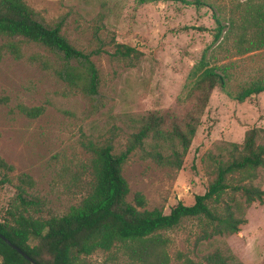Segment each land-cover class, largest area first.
<instances>
[{
    "label": "rangeland",
    "instance_id": "obj_1",
    "mask_svg": "<svg viewBox=\"0 0 264 264\" xmlns=\"http://www.w3.org/2000/svg\"><path fill=\"white\" fill-rule=\"evenodd\" d=\"M25 1L48 21L63 17V31L71 41L93 51L100 84L93 94L71 86L55 70L61 57L34 41L24 39L21 58L2 52L0 155L14 169L0 171L1 220L19 203V185L26 189V197L40 200L38 211L30 207L36 215L62 214L78 203L92 178L91 144L110 140L118 153L126 148L136 114L149 109L183 112L186 106L179 96L189 68L204 49L210 64L223 67L232 95L251 81L264 80V42L258 45L264 21L255 25L251 18L257 11L264 14V0ZM216 17L223 29L213 41ZM5 40L0 35V45ZM116 42L135 46L140 54L120 56ZM231 94L213 89L181 168L143 158L139 150L130 154L123 168L131 188L128 200L142 191L147 208L169 212L178 200L189 204L194 194L204 193L210 178V160H202L205 152L240 142L251 126L264 127V91L243 101ZM20 104L41 105L44 110L30 116ZM21 173L30 175L31 181L22 182ZM5 175L9 179L2 182ZM254 181L264 188V168ZM245 216L237 232L202 240L201 225L193 217L163 230L169 237L168 264H206L203 256L215 247L230 255L228 264H264V202H250ZM77 264L141 262L118 243L82 256Z\"/></svg>",
    "mask_w": 264,
    "mask_h": 264
},
{
    "label": "trees",
    "instance_id": "obj_2",
    "mask_svg": "<svg viewBox=\"0 0 264 264\" xmlns=\"http://www.w3.org/2000/svg\"><path fill=\"white\" fill-rule=\"evenodd\" d=\"M192 2L200 3V0ZM251 18L255 25H259L264 21V14L257 11ZM215 20L213 41L220 37L223 29L220 19L216 17ZM63 23V17L46 20L25 0H0V35L6 37L0 45V57L3 51H8L21 58L24 39L34 41L61 57V63L55 69L60 77L86 93H96L100 75L92 58L93 51L87 52L76 46L63 31ZM16 36L23 38L17 39ZM262 40L264 33L258 45L264 42ZM250 42V46H254V39L250 38ZM115 47L120 56L140 54L135 46L124 42H116ZM188 72L179 96L180 103L186 106L183 112L149 109L136 114L133 130L127 135L126 148L118 153L113 151L110 140L91 144L92 178L88 181L85 196L78 203L62 214L36 215L30 207L34 206L38 211L40 200L26 197L23 194L26 189L19 185V203L8 209L4 220L0 219L1 234L36 259L38 264H77L82 256L99 248L111 249L118 243H122L141 264H168L169 237L162 231L178 226L185 218L199 220L200 240L215 234L237 232L240 224L247 220L245 212L249 203L255 200L264 202V188L254 181L258 170L264 168L263 126L247 128L240 142L231 141L218 151L205 152L202 160L205 161L206 157L210 160L207 169L210 178L204 193L194 194L191 203L178 200L169 212H165L161 207L147 208L142 191L134 194L133 201L128 200L131 188L123 168L130 154L139 150L143 158L181 168L213 89L220 87L231 94L226 89L223 67L209 63L206 49ZM260 91H264V80L257 79L231 95L243 101L252 99ZM20 107L30 116H38L44 110L41 105L20 104ZM2 169L7 173L14 169V165L0 155V171ZM20 178L22 182L31 181L27 173H21ZM8 179L5 175L2 182ZM0 255L2 264H34L1 235ZM229 257L215 247L203 259L206 264H228Z\"/></svg>",
    "mask_w": 264,
    "mask_h": 264
},
{
    "label": "water",
    "instance_id": "obj_3",
    "mask_svg": "<svg viewBox=\"0 0 264 264\" xmlns=\"http://www.w3.org/2000/svg\"><path fill=\"white\" fill-rule=\"evenodd\" d=\"M0 235L1 237L8 243H10L13 247L17 248L23 255H25L28 259L32 260V262L34 264H38L39 262L32 258L27 252H25L21 247H19L16 243H13L9 238H7L6 236H4L3 234H1L0 232Z\"/></svg>",
    "mask_w": 264,
    "mask_h": 264
}]
</instances>
